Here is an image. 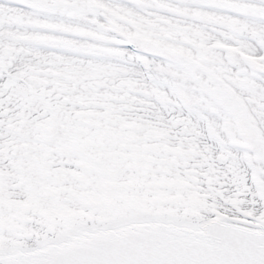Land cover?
Listing matches in <instances>:
<instances>
[{
  "label": "snow or ice",
  "instance_id": "snow-or-ice-1",
  "mask_svg": "<svg viewBox=\"0 0 264 264\" xmlns=\"http://www.w3.org/2000/svg\"><path fill=\"white\" fill-rule=\"evenodd\" d=\"M0 264H264V0H0Z\"/></svg>",
  "mask_w": 264,
  "mask_h": 264
}]
</instances>
